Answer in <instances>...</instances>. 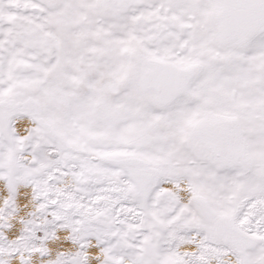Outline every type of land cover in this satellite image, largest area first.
Instances as JSON below:
<instances>
[{
	"label": "snow or ice",
	"instance_id": "6c2138e0",
	"mask_svg": "<svg viewBox=\"0 0 264 264\" xmlns=\"http://www.w3.org/2000/svg\"><path fill=\"white\" fill-rule=\"evenodd\" d=\"M0 264H264V0H0Z\"/></svg>",
	"mask_w": 264,
	"mask_h": 264
}]
</instances>
